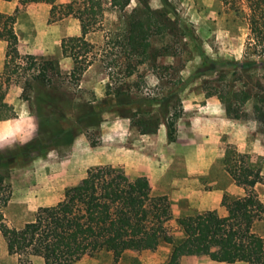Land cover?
<instances>
[{"label":"rangeland","instance_id":"374dc122","mask_svg":"<svg viewBox=\"0 0 264 264\" xmlns=\"http://www.w3.org/2000/svg\"><path fill=\"white\" fill-rule=\"evenodd\" d=\"M144 1L160 12L162 25L160 33L149 39L146 61L139 63L120 46L106 45L124 24L123 14L111 9L108 0L102 2L100 27L85 36L95 47L92 64L73 80L68 75L71 59H57L60 74L51 76L50 82L59 95L57 107L40 108L39 113L44 120L42 132L56 123L72 128L75 137L70 143L39 148L22 160L16 155L19 146L43 136L37 132V120H27L25 136L20 137L0 126V151L16 155L9 166V199L1 210L2 224L22 226L39 207L55 204L66 188L84 182L88 169L107 166L124 182L144 176L151 195L167 197L171 219L165 228L170 242H161L153 251H125L116 261L110 252H92L73 264H166L172 253L179 254L177 264H246L213 261L208 251L182 255L177 245L183 233L176 219L207 210L226 216L231 201L244 195L243 187L224 168L226 149L246 154L248 163L264 178V124L253 113L256 96L264 98V69L239 71L231 65L264 58L245 49L248 9L244 0ZM51 3H70L74 10L80 4L79 0ZM0 4L2 12L16 14L17 48L22 55L54 56L63 37L80 33L71 15L49 22L50 4L22 5L18 0ZM133 8L143 10L137 0H130L125 12ZM19 64L27 66L23 61ZM129 64L132 73L126 75ZM10 79L11 88L19 87L20 92L7 114L35 116L38 110L33 102L20 96L22 75ZM225 98L238 109L236 113H225ZM88 106L97 110V118L89 115L86 120L91 121L78 125V115ZM171 120L173 137L169 139ZM254 190L263 209L252 231L264 236V184L257 183ZM244 238L239 232L238 248H243ZM0 264L43 263L40 257L8 254L0 233Z\"/></svg>","mask_w":264,"mask_h":264},{"label":"trees","instance_id":"16d2710c","mask_svg":"<svg viewBox=\"0 0 264 264\" xmlns=\"http://www.w3.org/2000/svg\"><path fill=\"white\" fill-rule=\"evenodd\" d=\"M9 2L11 0H1ZM22 5L30 3L50 4L48 21L71 15L76 18L80 33L60 40L61 54L72 61L69 78L78 80L95 59L94 45L86 34L100 27L103 0H79L75 10L70 3L52 4L51 0H18ZM111 9L123 14L124 24L110 37L106 45L111 49L120 46L124 54L135 55L137 62L146 61L149 39L160 33V12L152 11L144 0L142 12L133 8L125 12L130 0H108ZM248 9L249 35L245 49L264 56V0H244ZM16 14L0 12V40L5 43V58L9 62V77L20 73L23 77L21 98L31 100L38 111L35 136L21 144L17 156L28 159L39 148L70 143L75 137L72 128L65 129L59 123L48 132H42L44 120L40 108L57 107L59 95L50 88L51 76L59 75L58 60L52 55L35 56L20 54L15 31ZM20 61L25 65L21 68ZM234 69L248 71L259 66L264 69V58L232 62ZM126 75H130L131 64ZM20 71V72H19ZM14 79V78H13ZM31 95V96H30ZM233 97H237L235 94ZM10 105L0 101V121L13 118L7 114ZM81 112L76 123H87L96 117L97 110L88 106ZM225 98V113H236ZM255 119L264 124V98L256 96L253 105ZM172 117V116H171ZM168 138L173 137V120L167 126ZM16 155L0 151V233L8 254L36 256L43 264H73L92 252H110L116 261L128 250H155L161 242H170L165 223L171 219L170 202L165 195L150 193L147 179L138 176L133 182H124L111 167L97 166L87 170L84 182L64 190L63 197L53 205L39 207L33 218L20 227L2 224V208L9 199V166ZM224 168L234 183L243 187L244 195L231 201L230 213L220 216L215 210H207L176 219L183 233L177 248L184 256L208 251L216 262L264 264V236L252 231V224L261 218L263 206L254 190L264 178L257 168L247 161L246 154L226 149ZM239 232L244 233V246L238 248ZM179 254L172 253L166 264H177Z\"/></svg>","mask_w":264,"mask_h":264},{"label":"crops","instance_id":"0c3cea01","mask_svg":"<svg viewBox=\"0 0 264 264\" xmlns=\"http://www.w3.org/2000/svg\"><path fill=\"white\" fill-rule=\"evenodd\" d=\"M0 3H6V2L0 0ZM1 7H4V5L0 4V12H2L3 10ZM53 55L56 59H59L61 57L63 58L61 54L60 46L53 53ZM68 61L69 60H67V63H68L67 65L69 68L71 64H69ZM9 69H10L9 62L5 58V43L0 40V86L2 85V87H0V101L5 102L9 105H13L18 100L17 98L19 97L20 89L19 87H16V86H12V87H15L13 89L11 88L10 85H14V84L11 82V79L9 77ZM24 105H25L24 101H21L19 104L21 109H24ZM27 120H37V119L35 116H32L31 114L17 115V117L13 119L9 118V119L0 121V126L5 130L9 129L10 135L13 134L15 137H20L21 135H24V133L27 131V128L25 125ZM22 121L24 122L22 123Z\"/></svg>","mask_w":264,"mask_h":264}]
</instances>
